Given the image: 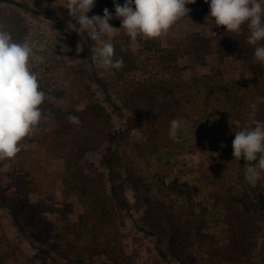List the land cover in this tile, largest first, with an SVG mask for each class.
Returning a JSON list of instances; mask_svg holds the SVG:
<instances>
[{
    "label": "rangeland",
    "instance_id": "obj_1",
    "mask_svg": "<svg viewBox=\"0 0 264 264\" xmlns=\"http://www.w3.org/2000/svg\"><path fill=\"white\" fill-rule=\"evenodd\" d=\"M65 3L0 0L13 39L34 45L40 59L33 69L51 101L17 157L0 162V264H167L161 249L173 263L264 264V201L251 192L232 148L236 132L264 121L257 101L264 67L247 42L241 47L243 34L217 28L206 19L209 5L195 2L163 40L132 46L121 31L113 43L124 67L109 70L92 61L95 42L73 26ZM111 5L96 0L88 15L102 17L107 8L110 25L120 28ZM200 76L211 79L199 84ZM111 101L124 110L126 128ZM60 111L80 125L63 128ZM173 119L187 128L170 138ZM115 149L130 208L110 188L107 160ZM29 164L35 179H14ZM22 190L28 211L14 203Z\"/></svg>",
    "mask_w": 264,
    "mask_h": 264
},
{
    "label": "clouds",
    "instance_id": "obj_2",
    "mask_svg": "<svg viewBox=\"0 0 264 264\" xmlns=\"http://www.w3.org/2000/svg\"><path fill=\"white\" fill-rule=\"evenodd\" d=\"M115 19L121 21L114 28L109 21L114 19L107 8L103 16L89 17L96 0H66L62 5L78 31H83L94 41L92 61L105 69L121 70L123 58L114 59V39L121 31L134 46L138 39L163 40L178 23L188 17L186 5L196 0H125L121 5L112 0ZM209 4L212 23L223 26L227 33H247V43L254 48L253 59L264 67V0H204ZM78 26V27H76ZM36 57L34 45L29 39L17 42L4 25H0V162L12 160L22 151L23 143L38 130L44 119L42 105L46 99L41 90L39 75L33 69ZM264 103V97H257ZM69 121L79 126L78 117L69 116ZM253 127H245L235 133L232 141L234 159L247 162L245 180L251 186L264 178V121H253ZM187 128L182 119L170 121L169 136L175 138Z\"/></svg>",
    "mask_w": 264,
    "mask_h": 264
},
{
    "label": "trees",
    "instance_id": "obj_3",
    "mask_svg": "<svg viewBox=\"0 0 264 264\" xmlns=\"http://www.w3.org/2000/svg\"><path fill=\"white\" fill-rule=\"evenodd\" d=\"M197 2L204 3V0H196V3ZM118 3H120V0H118ZM207 5H209V4H207ZM111 6H112L111 8H114L113 2H112ZM0 25H4L5 28L11 32L12 37H13L14 25H13L11 16L6 15L4 13H0ZM243 38H245V39H243ZM239 40H244V42L241 43L240 45H241V47H245V45H246L245 43L247 42V33L243 34V36H241ZM247 46H250V45H247ZM251 49H254V48L251 46ZM116 51H117V47L115 46V57H114V59L117 57ZM133 68H135V65H133ZM206 79L210 80L211 76L197 77L195 79V82L200 84V83H203L204 80H206ZM111 97L112 96L109 95V93H107V98L112 100ZM47 101L51 102L50 99H47V97H46L44 102H47ZM109 104H110L109 105L110 108H112V110L113 109L115 110V114H117L120 122L123 123V127L126 128L129 120L128 121L126 120L127 116L125 115L124 110L115 101H111V103H109ZM50 106H52V103L50 104ZM60 112H61V117L59 119L61 120V123L63 124V128H64L66 126L67 122L69 121V119H68L69 115L65 114L64 111H60ZM67 128H68V130H70L69 129L70 127H67ZM125 128L120 129V131L117 134V145L121 144V142L126 137V129ZM117 153H118V149H115L114 152L110 155V157L107 160V168L109 171V179H110V188L112 190V194L114 195V197L117 200L118 205H122L126 208H130L129 201L127 199H124V197H123L124 195H123V193H121L122 188L119 186V180L120 179L117 180V178L119 176L117 171H115L117 161H118V159L115 157V155ZM243 162H244V165L247 166V162H245L244 160H243ZM15 178L18 179V181L20 183L22 182L23 184H25V183L30 184L32 182V180L35 179L34 164L28 165L26 175H21V176L17 175V177H14V179ZM248 185H249L251 192L254 193L256 196H259L260 198H262V200L264 201V194L262 193V190L264 189V187H261L260 182L258 181L256 186H251L249 183H248ZM14 203H17V207L23 209L24 211L29 210L30 201H29V198L26 195V193L23 192V190L20 192L19 196L17 197V200L14 201ZM98 212L100 213L101 216L105 217V214H104L105 210L103 208H101ZM159 256L162 260L166 261L167 264H185L183 261L178 260V259H176L175 263H173L171 261V259L168 257V253H166L163 249L159 250ZM176 258H178V257L176 256Z\"/></svg>",
    "mask_w": 264,
    "mask_h": 264
}]
</instances>
